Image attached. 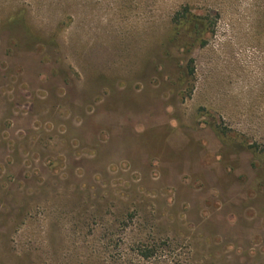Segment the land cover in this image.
Returning a JSON list of instances; mask_svg holds the SVG:
<instances>
[{"label":"rangeland","instance_id":"obj_1","mask_svg":"<svg viewBox=\"0 0 264 264\" xmlns=\"http://www.w3.org/2000/svg\"><path fill=\"white\" fill-rule=\"evenodd\" d=\"M0 264H264V0H0Z\"/></svg>","mask_w":264,"mask_h":264},{"label":"trees","instance_id":"obj_2","mask_svg":"<svg viewBox=\"0 0 264 264\" xmlns=\"http://www.w3.org/2000/svg\"><path fill=\"white\" fill-rule=\"evenodd\" d=\"M174 22V39L179 46H186L189 43L187 40L194 42L201 39V44L205 43L200 34L206 30V19L192 12L189 6L184 7L182 11H178L175 14ZM190 72H193L192 68ZM158 249L155 244L144 245L138 250V256L145 260H150L157 256Z\"/></svg>","mask_w":264,"mask_h":264}]
</instances>
